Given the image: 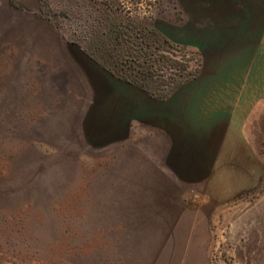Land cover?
<instances>
[{"label": "rangeland", "instance_id": "obj_1", "mask_svg": "<svg viewBox=\"0 0 264 264\" xmlns=\"http://www.w3.org/2000/svg\"><path fill=\"white\" fill-rule=\"evenodd\" d=\"M186 5L0 0V264H264V194L222 211L209 239L196 201L183 217L155 220L140 206L152 198L147 143H134L132 130L107 143L114 124L94 117L95 90L107 85L83 70L73 45L99 44L104 23L121 18L182 44ZM164 48L157 53L197 67L188 50Z\"/></svg>", "mask_w": 264, "mask_h": 264}, {"label": "crops", "instance_id": "obj_2", "mask_svg": "<svg viewBox=\"0 0 264 264\" xmlns=\"http://www.w3.org/2000/svg\"><path fill=\"white\" fill-rule=\"evenodd\" d=\"M205 1L187 0L178 41L202 50L203 70L167 99L120 80L73 46L83 70L107 85L94 89L102 103L94 117L114 124L107 143L132 130L134 143L148 145L152 198L140 206L170 223L196 201L209 239L210 222L222 211L230 216L264 194V0ZM171 29H163L170 38Z\"/></svg>", "mask_w": 264, "mask_h": 264}, {"label": "trees", "instance_id": "obj_3", "mask_svg": "<svg viewBox=\"0 0 264 264\" xmlns=\"http://www.w3.org/2000/svg\"><path fill=\"white\" fill-rule=\"evenodd\" d=\"M100 37L102 41L99 44H80L79 47L112 75L156 99H167L176 89L201 72L203 60L198 48L169 40L145 21L121 18L112 23H104ZM163 47L188 50L195 55L197 67L189 69V65L157 53ZM162 67L172 69L166 79L163 72H160Z\"/></svg>", "mask_w": 264, "mask_h": 264}]
</instances>
